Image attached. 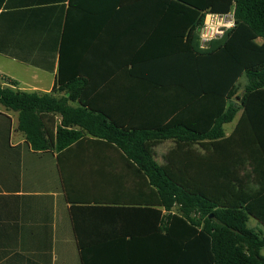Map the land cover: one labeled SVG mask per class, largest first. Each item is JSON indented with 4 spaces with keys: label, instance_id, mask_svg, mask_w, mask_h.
Listing matches in <instances>:
<instances>
[{
    "label": "crops",
    "instance_id": "crops-1",
    "mask_svg": "<svg viewBox=\"0 0 264 264\" xmlns=\"http://www.w3.org/2000/svg\"><path fill=\"white\" fill-rule=\"evenodd\" d=\"M168 5L0 0V85L60 98L67 95L53 93L60 76L79 79L87 98L111 114L147 124L141 85L153 55L169 44ZM237 116L224 125L227 137ZM54 120L49 128L61 122ZM19 124V113L0 104V264H193L182 240L166 231L169 212L150 204L152 187L119 149L87 136L60 152L37 151ZM250 129L243 132L254 135ZM257 137L251 146L242 141L241 172L246 189L256 192L264 182L263 121ZM248 226L264 231L253 217Z\"/></svg>",
    "mask_w": 264,
    "mask_h": 264
},
{
    "label": "trees",
    "instance_id": "trees-1",
    "mask_svg": "<svg viewBox=\"0 0 264 264\" xmlns=\"http://www.w3.org/2000/svg\"><path fill=\"white\" fill-rule=\"evenodd\" d=\"M231 11L234 28L200 49L197 30L205 13ZM164 23L169 44L153 55L141 85L147 124L116 117L87 98L81 80L65 83L63 76L53 93L66 96L0 85V104L19 113V129L34 150L60 152L87 136L119 149L155 190L150 204L169 212L166 231L182 240L193 264H264V231L248 226L250 217L264 226V182L260 191H248L241 177L247 157L242 141L251 146L259 140L257 125L264 122V0H169ZM131 74L138 75L135 69ZM243 76L244 112L227 137L224 125L240 111L232 100ZM55 115L61 122L49 128ZM166 140L175 147L159 164L155 148ZM194 145L206 152H195Z\"/></svg>",
    "mask_w": 264,
    "mask_h": 264
},
{
    "label": "built area",
    "instance_id": "built-area-1",
    "mask_svg": "<svg viewBox=\"0 0 264 264\" xmlns=\"http://www.w3.org/2000/svg\"><path fill=\"white\" fill-rule=\"evenodd\" d=\"M235 24L234 11L227 14L206 12L198 32L200 49H207L212 41L221 39Z\"/></svg>",
    "mask_w": 264,
    "mask_h": 264
},
{
    "label": "rangeland",
    "instance_id": "rangeland-1",
    "mask_svg": "<svg viewBox=\"0 0 264 264\" xmlns=\"http://www.w3.org/2000/svg\"><path fill=\"white\" fill-rule=\"evenodd\" d=\"M198 36V33H197ZM199 40V37H198ZM210 49V45L207 49ZM246 86H247V80L246 78H241L237 84V91L235 93V96L233 97L234 103L239 106V109L241 110V103H240V99L244 96L245 90H246ZM241 112L239 111L238 116H237V120L240 117ZM233 124H229L225 126L226 131H229L231 129ZM175 147V143L172 140H166L163 143H161L160 145H158L155 148V153H156V161L159 164H166L167 162V156L169 154V152ZM193 149L195 150V152L200 153V154H204L206 151L203 149L202 146L200 145H194ZM244 179V178H243ZM246 181V180H244ZM148 186V185H147ZM148 189H150V187L148 186ZM153 196L155 194V190L152 188L151 189ZM252 224L250 223L249 226H251ZM260 230V229H258ZM263 232V231H262Z\"/></svg>",
    "mask_w": 264,
    "mask_h": 264
}]
</instances>
